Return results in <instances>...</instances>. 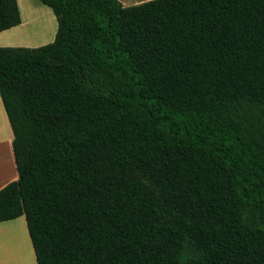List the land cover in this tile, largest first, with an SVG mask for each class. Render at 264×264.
<instances>
[{"label":"trees","instance_id":"16d2710c","mask_svg":"<svg viewBox=\"0 0 264 264\" xmlns=\"http://www.w3.org/2000/svg\"><path fill=\"white\" fill-rule=\"evenodd\" d=\"M40 1L54 41L0 46V222L38 264H264V0Z\"/></svg>","mask_w":264,"mask_h":264},{"label":"rangeland","instance_id":"374dc122","mask_svg":"<svg viewBox=\"0 0 264 264\" xmlns=\"http://www.w3.org/2000/svg\"><path fill=\"white\" fill-rule=\"evenodd\" d=\"M121 1L125 2L126 5H134L146 0ZM18 2L23 23L15 30L14 36L8 37L7 34L0 36V46L38 47L54 41L58 30V21L53 9L40 0H18ZM1 107H3V103L0 96V109ZM3 111L5 112V109ZM9 127L12 129L10 123ZM3 134L4 130L0 128V138ZM7 222L15 223L13 226H17L16 223H21L23 228H10L13 230L12 236L14 232L16 235L11 238L9 243H6L4 239V232L0 234V264H38L26 217L23 215L16 219L7 220ZM25 230L28 236L23 234Z\"/></svg>","mask_w":264,"mask_h":264},{"label":"crops","instance_id":"0c3cea01","mask_svg":"<svg viewBox=\"0 0 264 264\" xmlns=\"http://www.w3.org/2000/svg\"><path fill=\"white\" fill-rule=\"evenodd\" d=\"M122 3L124 5H126L125 2H122ZM22 23H23V20H22ZM20 25H17V26H14L12 28L1 31L0 36H3L5 34H7L8 37L14 36L16 34L15 30L17 28H19ZM2 103H3V101H2ZM3 109H5L4 104H3V107H1V109H0V128H2L4 130V134L0 138V189L3 188L9 182L18 179V177H19L18 170H17L16 163H15L13 145H12L14 133H13V130L9 127L10 121H9L8 116H7V113L5 115L6 110L4 112ZM6 176H7V178H6ZM13 224H15V223L7 222V221L6 222H0V234L2 232H4V234H5L4 239H5L6 243H9L11 241V238L15 237L14 235H16L14 232L13 236H12L13 230L10 228H12V227H17L20 229L23 228V224L21 225V223L20 224L16 223L17 226H13ZM23 234L28 236L27 235L28 233L26 230H25V233H23Z\"/></svg>","mask_w":264,"mask_h":264},{"label":"bare ground","instance_id":"6f19581e","mask_svg":"<svg viewBox=\"0 0 264 264\" xmlns=\"http://www.w3.org/2000/svg\"><path fill=\"white\" fill-rule=\"evenodd\" d=\"M11 255V253H9Z\"/></svg>","mask_w":264,"mask_h":264}]
</instances>
